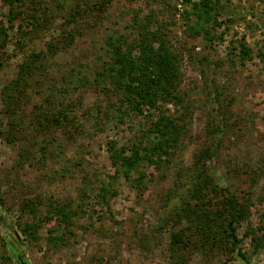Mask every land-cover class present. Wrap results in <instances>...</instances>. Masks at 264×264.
Segmentation results:
<instances>
[{
    "label": "rangeland",
    "instance_id": "obj_1",
    "mask_svg": "<svg viewBox=\"0 0 264 264\" xmlns=\"http://www.w3.org/2000/svg\"><path fill=\"white\" fill-rule=\"evenodd\" d=\"M91 2L78 6L81 0H23L15 12L25 9L40 21H47L16 45L20 19L11 27L4 17L8 5L0 0V20L8 30L7 41L0 48V128L8 129L9 116L17 121L14 141L0 137V264H22L17 253L27 264H174L177 260L169 259L170 232L181 236L180 264H264V232L257 230L264 212V63L256 56L264 46V0H220L215 11L219 24L207 25L210 36L201 33L195 37L184 32L182 7L177 5L173 10L167 6L174 0H108L103 5ZM78 7H85V11L66 21L68 10ZM134 14L147 19L151 28L159 24L181 54L180 92L189 108L185 111L181 105H166L168 113L184 114L186 134L164 171L143 165L144 190L121 175L115 180L109 177L114 167L107 144L116 141L126 145L141 139L146 117L105 116L106 111L115 114L114 103L107 101L92 80L100 62L96 58L103 53L104 37L112 30L131 37L134 31L129 24ZM21 24L28 27L26 21ZM65 29L76 33L75 41L65 49H55L58 51L45 61L41 79L32 74L25 87L15 89L14 109L7 113L4 85L16 79L19 65L28 54L48 52L47 44L56 41ZM241 44L250 49L252 59L242 61ZM70 72L87 77L70 85ZM60 101L68 116L66 123L59 126L52 122L50 127L39 123L38 130L33 131L34 115L42 108L55 110ZM203 148L214 150L207 163L215 181L240 202L251 198L249 216L238 227L244 259L210 248L202 242L199 230L190 228L195 225L190 226L185 218L175 225L170 217L182 205V188H176L175 183L180 175L188 174L185 167L195 162ZM26 150L31 155L22 158ZM42 154L44 162L38 160ZM136 175L132 172L131 180ZM84 176L95 185L104 180L111 184L110 191L116 190L108 197L114 221L109 219L103 201L92 195L79 197ZM37 198L45 202L39 205L37 214L43 227L38 230L40 238L33 242L18 228V223L31 217L22 215L19 206L22 201ZM71 200L76 201L73 206L78 210L73 216L72 235L68 233L63 243L53 246L47 240V228H54L58 222L46 204ZM12 226L21 243L13 239ZM252 235L258 236L261 245L252 241Z\"/></svg>",
    "mask_w": 264,
    "mask_h": 264
},
{
    "label": "trees",
    "instance_id": "obj_2",
    "mask_svg": "<svg viewBox=\"0 0 264 264\" xmlns=\"http://www.w3.org/2000/svg\"><path fill=\"white\" fill-rule=\"evenodd\" d=\"M96 1L98 2L97 5H103L108 0H93L92 2L90 0L93 5L96 4ZM4 2L8 5L4 17L11 24V27H13L14 20L20 19V22L17 23L16 45L22 43L24 39L28 38L29 33L41 26L40 23L46 20L42 18L40 21L33 13L25 12V9L15 12L17 5L23 4V0H4ZM174 2L172 5L167 3V6L173 10L178 9L177 5L182 7L180 14L185 25L184 32L190 37H195L201 33L210 36L207 25L211 22L215 25L219 24L215 11L220 0H174ZM60 4L62 5V3ZM77 5L89 6L88 0H81V3ZM30 7L35 9L33 2ZM59 8L62 9V6ZM84 8L78 7V10L70 8L65 15L66 21L78 17L77 14L85 11ZM22 13L27 16L21 17ZM24 21L27 22V28L21 24ZM148 22L147 19L141 20L138 14H134L132 22L129 24L134 31L131 37L126 32H119L118 30H112L106 34L102 46L103 53L96 58V61L100 62L97 67L95 61L97 70L92 79L93 84L107 97V101L111 104L114 103L115 114L106 111L105 116L110 114V116L123 119L131 114H139L146 117L147 124L140 130L141 139L126 145H120L116 141H109L107 144L108 157L114 167V173L109 177L115 180L121 175L131 181L134 186L140 187L141 190L146 189L147 185L144 180L145 172L141 170L143 165L164 171L171 162L173 155L180 148V141L186 134L187 124L184 121V114L182 112L177 115L170 114L166 105H181L185 111L189 109L184 104L183 95L180 92L182 56L169 43L161 26L157 24L155 28H151L152 25ZM2 23L3 20H0V48L4 47L8 36V30L3 27ZM75 38L76 33L74 31L65 29L56 41L47 44V54L40 50L31 52L26 56L19 65L16 79L5 84L2 88L7 113L14 109L15 89L24 86L25 81L28 83V76L32 74L36 73L34 78L37 76L39 77L37 80L41 79L40 75H43L45 71V61H49V58L58 51H55L58 47L59 50L69 47ZM240 53L242 61L253 58L250 49L244 44L240 45ZM256 56L264 63V46L257 50ZM1 67L0 61V69ZM68 75L67 83L70 85L79 84L87 77L85 75L77 77L74 72H70ZM61 79H63V75ZM63 106V102L60 101L55 110H48V107L47 109L42 108L34 115L35 119L32 121L34 128L32 130H38L39 123L45 122L46 127H50L52 122L59 126L66 123L68 116L63 110ZM109 109L108 107L107 110ZM36 119H42V121ZM8 120V129L0 128V137L7 142H12L17 135L15 130L17 121L16 117L10 118V116ZM213 152L214 150L211 148L201 149L196 155L195 162L190 167H185V170L189 171L188 174L180 175L181 180L178 179V182L175 183L176 188H182V205L174 213V216L170 217L175 225H179L184 218L188 220L190 226L195 225V227L190 228H197L202 237V242L208 243L210 248L217 247L232 257L238 255L244 259L245 255L241 252L240 243L242 240L238 236V227L249 216L251 198L248 197L246 201L240 202L227 187L215 181L214 172L207 163V159L211 157ZM43 154L38 157L40 162L45 161ZM30 155V151L26 150V154L21 157L29 158ZM132 172L137 175L131 180ZM185 177L188 179L184 180ZM80 181L79 197L81 199L82 197L89 198L92 195L103 201V204L107 205L109 219L114 221L113 213L108 206V199H110L108 197L116 193L115 189L110 191L111 184L102 180L99 185H95L88 176L82 177ZM185 181L188 183L185 184ZM193 200H195L194 203H192ZM74 202L76 201L71 200L68 203L49 201L46 204V207L52 211L54 220L58 222L54 228H47V240L53 246L63 243L68 233V235H72L73 216L78 211L73 206ZM44 203L42 199L37 198L36 200L22 201L19 206L22 215L28 213L31 217L30 220L18 223V228L27 239L33 242L40 238L38 230L43 227V222L40 221L37 214L39 205ZM199 206H204V208L199 209ZM259 219L260 224H258L257 230L264 232V212L261 213ZM165 221L167 220L165 219ZM10 229L13 239L17 243H21V238L16 232L17 229H14L13 226ZM246 233L248 234L247 230ZM246 233L245 235H247ZM261 236L264 237V234ZM169 237V259L174 260V262L177 260L174 264H180L178 242L181 236L177 232H170ZM251 239L255 244L261 245L258 236L252 235ZM17 254L18 257L16 256V258L24 262L21 254Z\"/></svg>",
    "mask_w": 264,
    "mask_h": 264
},
{
    "label": "water",
    "instance_id": "obj_3",
    "mask_svg": "<svg viewBox=\"0 0 264 264\" xmlns=\"http://www.w3.org/2000/svg\"><path fill=\"white\" fill-rule=\"evenodd\" d=\"M22 264H27V262H25V261L23 262V261H22Z\"/></svg>",
    "mask_w": 264,
    "mask_h": 264
},
{
    "label": "flooded vegetation",
    "instance_id": "obj_4",
    "mask_svg": "<svg viewBox=\"0 0 264 264\" xmlns=\"http://www.w3.org/2000/svg\"><path fill=\"white\" fill-rule=\"evenodd\" d=\"M21 262V261H20ZM22 263V262H21Z\"/></svg>",
    "mask_w": 264,
    "mask_h": 264
}]
</instances>
